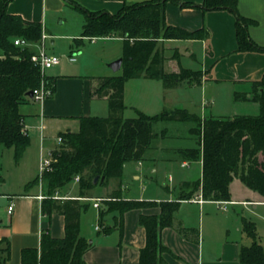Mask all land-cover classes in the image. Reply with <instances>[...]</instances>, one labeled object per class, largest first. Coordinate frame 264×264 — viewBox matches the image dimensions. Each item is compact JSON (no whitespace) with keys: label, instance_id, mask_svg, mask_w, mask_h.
Here are the masks:
<instances>
[{"label":"trees","instance_id":"1","mask_svg":"<svg viewBox=\"0 0 264 264\" xmlns=\"http://www.w3.org/2000/svg\"><path fill=\"white\" fill-rule=\"evenodd\" d=\"M12 0H0V145L14 148L19 160L30 145V137L20 112L23 104L32 102L29 92L41 85L42 75L31 61L33 49L15 46L17 38L36 43L42 36V25L29 22L19 15L9 14L7 6ZM67 5L84 16L83 39L117 38L122 41V75L96 79L93 96L105 99L108 105L106 117H82L75 134L59 133L62 142L53 151L50 170H44L41 182L47 183L42 201V214L64 217L65 234L61 239L47 232L41 237L39 249H25L21 264H87L83 256L92 248V242L80 235L81 198H92L91 192L101 183L120 180L123 165L140 161L155 138L153 126L158 121L197 123L190 133L198 137V147L182 150L184 159L202 161V178L195 183L184 182L181 190L189 194L179 198L189 200L200 191L203 200L217 203L231 200L229 186L234 178L264 199V75L251 83L247 93H235L236 102L257 104L258 112L231 117H206L200 119L183 110H167L158 116L137 111L135 118H123L124 84L129 79L160 80L164 89H174L183 82L198 85L201 71L184 69L166 72L165 57L158 48L159 40H208L205 27L186 31L165 22V5L172 2L180 7H197L181 0H148L125 4L116 14L89 12L75 1L65 0ZM204 11L228 10L235 16L237 48L234 53L255 52L264 54L249 36V27L255 21L241 16L237 0H203ZM176 58V57H175ZM177 59V58H176ZM44 86L54 93L55 83L44 76ZM88 178H84V174ZM79 178V197L58 199V191ZM95 178H98L94 182ZM103 180L101 181V179ZM179 201L151 202L122 200L118 193L103 201L106 213L116 212L115 227L123 235L124 215L134 209L157 205L159 215H140L139 224L145 229V245L139 250L138 264H166L163 254L171 251L161 242L164 228L175 229L185 240L198 242L199 231L183 228L175 220ZM101 225V219L99 221ZM242 232L251 240L249 246H241L239 264H264V246L256 240V225L241 218ZM103 232L107 234L108 228ZM0 264L10 259L6 240L0 241ZM174 256V255H172Z\"/></svg>","mask_w":264,"mask_h":264},{"label":"crops","instance_id":"2","mask_svg":"<svg viewBox=\"0 0 264 264\" xmlns=\"http://www.w3.org/2000/svg\"><path fill=\"white\" fill-rule=\"evenodd\" d=\"M73 1L89 12L116 14L125 4L142 3L148 0ZM181 1L194 4L197 7H180L172 2H167L164 14L165 22L186 31L205 27L209 32L208 40H171V42H176L177 45L174 46L189 47L191 52L197 46L201 53V70L206 72L207 77L198 85L189 84L188 88L200 90L203 96L201 110L204 118L222 117L214 115L213 108L214 104L220 100L219 92L223 88L227 93V101L228 96L231 95L229 117L256 114L258 112L257 104L235 102L234 95L235 93H247V97H249L251 83L261 79L264 75V54L234 53L237 48L235 16L228 10L204 11L199 7L203 0ZM66 6L69 5L65 0H12L7 6V12L19 15L26 21L40 23L43 33L48 39L51 36L50 17L60 13ZM237 10L241 16L255 21V25L249 27V36L258 46L264 47V0H237ZM80 37L81 35L73 40ZM98 40L99 38L92 43H96ZM53 42L51 40V43ZM32 49L36 50V48ZM166 68V72H178L179 65L171 64ZM48 77L54 80V93L42 104L32 101L20 107L29 137L31 129L39 130L41 156L43 155L42 145L45 140L52 137L50 136L52 132L56 133L54 137L57 138L59 133H64L71 126L79 127L80 118L103 117L107 113V105H104L106 100L93 96L95 87L93 80L80 74H57ZM185 85L186 83L183 82L170 91ZM99 100L102 105H95V102ZM40 123L44 126L42 131L39 129ZM190 128L189 140H192L194 138L190 133ZM46 131H49V134L45 135ZM153 131L156 136L143 158L140 161L125 163L120 180L101 183L92 190V198L80 199L83 206L80 216V235L92 242V248L83 256L87 264H138L139 250L145 245V229L140 226L139 217L140 215L160 214V208L157 205L128 211L124 215L121 237L119 228L115 227L117 213H106L103 202L95 208L93 199H108L118 193L122 200L128 201L156 204L174 202L189 194V191L185 193L181 190L182 183H195L202 178V161L191 162L184 159L181 153L182 150L196 147L183 143L177 134H170L167 129L158 132L153 128ZM59 145L57 144L56 148ZM192 163L199 165L197 180H192L186 174ZM235 179L229 186L231 200L226 204L225 211L221 209V205L223 207L225 204H221L219 207L217 202L203 200L200 191L194 192L189 200L179 201V208L174 215L175 220L180 222L183 228L197 229L199 240L196 243L187 241L175 229L164 228L161 231V242L174 255L163 254L166 264H239L238 253L241 246L230 238L227 239V235L229 236L230 233L227 221L224 223L226 238L221 242V252L219 254L212 251L205 252L203 245L205 234L217 229L218 208L224 216H228L229 205H251L253 209H256L258 205L264 204V199L249 188L248 192L250 193H245V196L253 195V198H256L254 194L257 193L260 199H236V196L232 194L235 188ZM3 182L4 178L0 175V241L6 240L10 248V259L5 264H21L23 250H38L44 233L48 232L53 238L64 237V217L59 214H52L50 217L42 214L41 206L44 199L42 183L39 184L38 190L6 192L1 191ZM74 182L78 185V182ZM70 184L61 188L55 197L58 199L79 197V186L70 188ZM9 205L13 206L11 214L7 212ZM89 206L96 210L89 215L91 234L83 227V217L88 214ZM100 219L101 225L99 224ZM96 226H99L100 230H97ZM104 228L109 229L107 234L103 232Z\"/></svg>","mask_w":264,"mask_h":264},{"label":"rangeland","instance_id":"3","mask_svg":"<svg viewBox=\"0 0 264 264\" xmlns=\"http://www.w3.org/2000/svg\"><path fill=\"white\" fill-rule=\"evenodd\" d=\"M49 22L51 26V36L48 37L45 42L46 52L57 56L60 59V63L57 66L47 69L45 71L46 75L80 74L93 81L99 78L119 77L122 75V68L113 71L110 67L112 63L123 57L122 41L120 39H99L96 43H92L90 39L87 38L83 39L80 44L75 42L73 39L78 38L83 32L85 19L82 13L70 6L64 7L60 13L52 15ZM51 40L54 42L51 43ZM174 45H177L176 42H171V40L158 41V48L165 57L163 65L164 70L171 64H178L185 69L201 71L202 80H204L207 75L205 71L201 70V53L199 49H197V46L194 47V49H192L193 52H191L189 47ZM71 55H75L76 62L70 63L68 61ZM184 83H186V85L182 86V88L170 91V89H164L160 80L139 78L125 81V108L123 111V118H135L137 116V111L149 116H160L165 109L170 111L180 109L195 117L204 119L201 110L203 96L200 90H190L188 88L189 84L187 82ZM219 96L220 100L214 104L213 114L229 117L231 114V95L228 96L227 101V93L225 88H223L220 90ZM100 101L101 100L95 102V105H102ZM104 105H107V101ZM107 115L108 105L107 113L103 115V117ZM190 124L192 127H197V123ZM190 124L189 122L169 123L158 121L154 124L153 128L158 132L167 129L170 134H177L180 137V141L183 143L198 147V137L196 135L191 134L194 139L189 140ZM78 130V126H71L70 129L64 133L73 135L77 133ZM47 134H49V131L45 132V135ZM39 135V130L31 129L30 145L19 160L15 158L14 148H5L0 145V150L2 151L0 154V175L4 178L1 191L24 192L38 190L40 183H42L43 191H46L47 183L44 181L41 182L42 174L40 163L42 156L48 157L50 152L52 155L54 148L60 143H58L57 139L54 137L56 133L52 132L50 135L52 137L45 140L42 145L43 155L41 156V139ZM198 169L199 165L197 163H192L190 169L186 172L187 176L192 180H197ZM83 176L84 178H88L86 173ZM234 181L235 188L232 194L236 196V199H260V196L257 193L254 194V192L253 194L256 195V198H253L254 196L252 194V196H245V193H250L248 192L250 190L244 186L240 179L236 178ZM100 184L101 182L99 181L98 185ZM78 186L79 185H76L74 181L70 184V188H78ZM102 200L105 201V199ZM228 208L229 217L224 216L218 208L216 217L217 229L216 231L212 230L205 234V243L203 244L205 252L212 251L216 254L221 252V242L226 238L225 221H227V228L230 231L229 236L227 235V239L230 238L233 242L238 243L239 246H249L252 240L242 232V217L255 223L256 240L259 244L264 246V204L258 205L256 209H253L251 205H229ZM95 211L96 210L89 206L88 214L83 217V227H85L89 234H91L89 215L93 214ZM0 247H3V244Z\"/></svg>","mask_w":264,"mask_h":264},{"label":"built area","instance_id":"4","mask_svg":"<svg viewBox=\"0 0 264 264\" xmlns=\"http://www.w3.org/2000/svg\"><path fill=\"white\" fill-rule=\"evenodd\" d=\"M46 39H47V36L42 32L41 39L37 41L36 43H30L24 39H19V38L13 41L15 46H18L21 48H30V49L36 48V50L33 51V54L31 55V61L34 63V65H36L39 68L40 73L42 75V81H41L40 87L32 91L33 95L31 99L34 103H38V104H42L46 99H48L53 94L50 88L44 86L43 77L45 76V71L54 66H57L60 63V59L57 56L48 54L46 52V47H45ZM96 40L97 38L90 39L91 42H95ZM68 61L70 63L75 62L76 61L75 55H71L68 58ZM39 129L40 131L44 129V126L42 125V123H40ZM56 139L58 143L61 144L62 142L61 137L58 136ZM51 162H52L51 152H50V155H48V157L42 156V160L40 163L41 174L43 173L44 170H50ZM74 181L78 182L79 178L75 177ZM93 200H94L93 206L95 208H97L100 205V203L103 201L102 199H93ZM218 204H219V207L221 204H225V206L223 207L221 205V209L225 211L226 204H228V202H221ZM12 209H13V206L9 205L8 210H7L8 214H11ZM96 229L100 230V227L96 226Z\"/></svg>","mask_w":264,"mask_h":264},{"label":"water","instance_id":"5","mask_svg":"<svg viewBox=\"0 0 264 264\" xmlns=\"http://www.w3.org/2000/svg\"><path fill=\"white\" fill-rule=\"evenodd\" d=\"M121 64H122V59H119V60L115 61L114 63H112L110 65V67L112 68L113 71H117V70H119L121 68ZM32 95H33L32 92H29L27 94V96L29 98H32ZM102 180H103V178H102ZM96 181H97V178H95L94 182H96Z\"/></svg>","mask_w":264,"mask_h":264}]
</instances>
